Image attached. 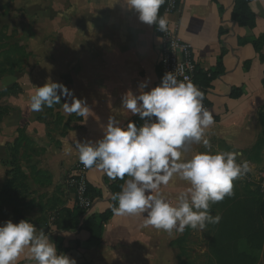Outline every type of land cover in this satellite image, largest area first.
<instances>
[{
  "label": "crops",
  "instance_id": "obj_1",
  "mask_svg": "<svg viewBox=\"0 0 264 264\" xmlns=\"http://www.w3.org/2000/svg\"><path fill=\"white\" fill-rule=\"evenodd\" d=\"M232 5L233 0H179L167 23L178 38L191 44L198 78L212 73L207 86L198 83L214 119L205 133L210 150L236 151L238 161H247L253 171L256 161L248 158V152L264 138V62L260 58L264 47L257 51L251 40L264 35V0L250 4L255 14L252 28L239 27L231 19ZM0 32L9 45L27 53L19 68L1 76L7 83L0 92H11L3 99L8 112L0 120V179L5 178L8 148L19 137L26 140L21 153L36 171L44 173L41 179L30 171L35 177L30 186L37 191L28 200L34 215H16L13 222L26 219L37 225L38 233L44 229L58 254H67L76 264H169L174 251L178 264L174 242L194 229L169 235L145 227L144 215L114 214L100 229L97 216L110 207L113 180L95 167L86 174L92 209L80 217L92 219L88 228H80L66 186L78 160L75 141L102 139L110 117L122 126L133 121L137 115L122 109V97L128 91L139 94L142 82H148L143 91L159 84L162 40L155 27L143 23L123 0H0ZM219 57L221 70L217 71ZM49 80L63 83L72 95L62 96L60 104L51 108L32 111L30 95ZM73 98L86 101L88 117L64 112L63 103ZM66 149L71 154H65ZM206 150L202 143H193L186 155L190 158ZM260 156L264 159V144ZM252 171L234 181L232 196L211 205L210 214L221 220L205 228L202 259H187V264H264L258 181ZM188 187L173 177L160 191L176 203L178 193ZM27 255L25 250L15 264H34Z\"/></svg>",
  "mask_w": 264,
  "mask_h": 264
},
{
  "label": "clouds",
  "instance_id": "obj_2",
  "mask_svg": "<svg viewBox=\"0 0 264 264\" xmlns=\"http://www.w3.org/2000/svg\"><path fill=\"white\" fill-rule=\"evenodd\" d=\"M147 25L164 31L167 20L159 14L165 0H123ZM148 82L139 85V94L128 91L122 97V109L138 115L144 122L129 121L122 126L110 117L102 139L96 142L75 141L79 162L93 167L112 180L129 177L119 193L112 195L117 216L144 215V226L163 230L169 235L186 228L204 230L218 224L219 215H211L212 204L234 194V181L252 171L247 161H238L236 151L212 152L206 130L214 123L213 115L203 105L204 93L191 81H180L173 72L165 73L161 82L149 91ZM72 92L63 83L47 81L30 95L29 107L34 112L60 104L61 97ZM65 113L88 117L86 101L73 98L63 103ZM202 143L208 150L187 153L191 144ZM65 154H71L66 149ZM173 177L189 187L169 202L160 189ZM27 250L34 264H76L74 258L57 252V246L42 229L29 220L0 224V264H15Z\"/></svg>",
  "mask_w": 264,
  "mask_h": 264
},
{
  "label": "trees",
  "instance_id": "obj_3",
  "mask_svg": "<svg viewBox=\"0 0 264 264\" xmlns=\"http://www.w3.org/2000/svg\"><path fill=\"white\" fill-rule=\"evenodd\" d=\"M177 5L179 4V0H175ZM253 0H233V5H232V10H231V19L239 26V27H249L252 28L255 25V14L253 13V11L251 10V2ZM167 6V0H165V3L161 6L160 10H159V14L161 16H163L165 18V8ZM153 26L155 27V31L156 33L161 36L162 35V31L159 30L158 26L153 24ZM4 36L2 34V32H0V45L2 46L0 49V76L4 75L7 72H12L15 67H20L21 63H22V58H26L27 57V53L22 49V47H18L17 45H9L7 43V39L6 40L3 39ZM251 44L253 45V47L259 51L261 50L262 47H264V35L260 36L259 38L253 39L251 40ZM13 54H17L20 57L18 58H12ZM261 60L264 62V56L260 57ZM221 58L219 57L218 61H217V71H220L221 69ZM219 69V70H218ZM199 74L198 72L195 75V81L197 83H199L200 86H207L209 84L210 79L212 78V73L210 74V76H206L205 74H203V79L201 80L200 78H198ZM10 89L6 90V91H2L0 92V96H6L10 93ZM8 112V108L6 106H4V108L2 110H0V120L1 117ZM261 121L264 123V115L261 114ZM133 122H135L137 125L142 124L144 121L141 120V118L137 115L134 117ZM25 140L24 137H19V139H17V141L8 148V159L7 160H11V162H17L16 161V157L18 155V152L21 153V147L23 144V141ZM26 141V140H25ZM26 146H27V142H25ZM24 144V145H25ZM264 144V138L260 137L257 141V144L248 152V158L253 160V161H260V155H261V150H262V146ZM19 150V151H18ZM7 163V161H5ZM14 164V163H13ZM31 173L34 176H40V177H44V173L42 171H36L33 167L30 169ZM11 172V179H13V181L11 182L12 184H6V186L11 185L13 187H18L19 184H16V180L18 179L16 176V173L14 174V172L11 171H6L5 174L6 176H8V173ZM126 178V177H125ZM124 178V180H125ZM124 180L121 179H116L113 180V182L110 183L109 185V189L113 194L115 193H119L122 189V185L124 183ZM257 195H258V212L260 213L261 217H262V225H261V235H264V200L261 198L260 193L258 191ZM87 195H89V187H88V191H87ZM2 197L0 196V209L2 208V202L3 199H1ZM29 203V202H27ZM116 201H113L111 198V202H110V207L104 211L102 214H99L97 216L98 219V227L101 229L102 227V223L105 222L106 220H108L111 215L113 214L112 212V208L114 206H116ZM84 214V211L79 208L78 206L74 205V219L75 224H79L80 228H88L87 225L91 223V217L87 216L84 219L82 218V220H80V217H82ZM94 219V218H93ZM187 234H185L184 236L180 237L179 239H177L174 242L175 247L177 248V250L179 251L177 254V260H178V264H187V257L185 258V260H181L180 256H182L185 253L183 244L185 243V236ZM207 235H205L206 237ZM252 240L253 236L251 237ZM261 238V236L259 237ZM211 242V241H210ZM186 255V254H185ZM254 262V261H253ZM252 262V263H253Z\"/></svg>",
  "mask_w": 264,
  "mask_h": 264
},
{
  "label": "built area",
  "instance_id": "obj_4",
  "mask_svg": "<svg viewBox=\"0 0 264 264\" xmlns=\"http://www.w3.org/2000/svg\"><path fill=\"white\" fill-rule=\"evenodd\" d=\"M178 5L175 0H167V6L164 12L166 20L177 10ZM161 40L162 43L160 47V54L157 61L161 78L165 73L173 72L178 80L191 81L202 91V88L195 81L197 65L193 57V49L191 44L178 38L173 28L169 26L168 23L166 29L162 31ZM203 105L207 110L209 109L205 95ZM126 125L127 124L124 126ZM88 170L89 169L85 168L78 159L75 162L66 181V186L72 194L74 205L78 206L84 211L83 216H86V214L90 212L93 205L92 200L87 195L88 182L86 174ZM260 174L261 177L258 181V192L260 193L261 198L264 200V170Z\"/></svg>",
  "mask_w": 264,
  "mask_h": 264
},
{
  "label": "rangeland",
  "instance_id": "obj_5",
  "mask_svg": "<svg viewBox=\"0 0 264 264\" xmlns=\"http://www.w3.org/2000/svg\"><path fill=\"white\" fill-rule=\"evenodd\" d=\"M1 47L2 46L0 45V49ZM6 83V80L3 81L0 76V86H5ZM4 97L5 96L2 95L0 96V110H2L5 106L3 104ZM16 161L17 162H11V160H7L6 171L12 170L14 174L16 173V176L18 178L16 180V184H19L18 187H13L11 185L6 186L7 183L12 184L11 182L13 181V179H11V172L8 173V176H6L5 174L4 179H0V196L2 197L1 199H3L2 208L0 209V224H3L8 220L13 221V219L16 218V215H21L25 217H31L34 215V212L29 211L31 210V207L30 204L27 203L28 200H30L33 195L37 193V191H34L33 188L30 186V184L33 183V180L35 178L30 173V169L32 168L33 164L32 161L27 158V155L25 153L20 152H18ZM255 164L256 170H253L252 173H255V180L259 181V178L261 177L260 173L264 170V159L260 158V161L256 162ZM40 178L42 179L43 177ZM205 232L206 229H195L185 236V243L183 244L185 253L180 256L181 260L185 259L186 257L188 259H191L193 262L202 259L201 249L205 241ZM176 251L178 252L177 249ZM168 262L169 264H175V251L173 253V256L170 257V259L168 260Z\"/></svg>",
  "mask_w": 264,
  "mask_h": 264
},
{
  "label": "water",
  "instance_id": "obj_6",
  "mask_svg": "<svg viewBox=\"0 0 264 264\" xmlns=\"http://www.w3.org/2000/svg\"><path fill=\"white\" fill-rule=\"evenodd\" d=\"M37 226V225H36Z\"/></svg>",
  "mask_w": 264,
  "mask_h": 264
}]
</instances>
